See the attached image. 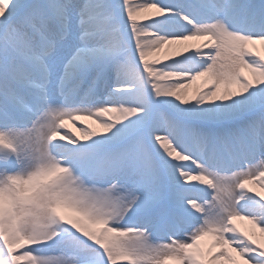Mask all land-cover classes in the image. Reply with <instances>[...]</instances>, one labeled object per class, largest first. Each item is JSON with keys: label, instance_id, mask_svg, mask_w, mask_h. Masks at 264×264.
<instances>
[{"label": "snow or ice", "instance_id": "snow-or-ice-1", "mask_svg": "<svg viewBox=\"0 0 264 264\" xmlns=\"http://www.w3.org/2000/svg\"><path fill=\"white\" fill-rule=\"evenodd\" d=\"M250 184L264 0H0V264H264Z\"/></svg>", "mask_w": 264, "mask_h": 264}, {"label": "bare ground", "instance_id": "bare-ground-1", "mask_svg": "<svg viewBox=\"0 0 264 264\" xmlns=\"http://www.w3.org/2000/svg\"><path fill=\"white\" fill-rule=\"evenodd\" d=\"M191 43L196 44L200 43V41H192ZM257 48L259 49V45H257ZM87 123L91 124V121H88ZM93 127H96V125H92ZM74 130V129H73ZM248 187H251L253 189V194L255 192H261V194H264V190L260 189L258 185L256 184H250ZM234 223L237 225V227L242 231V230H247L248 228H251V225L248 224L247 221L243 220H236Z\"/></svg>", "mask_w": 264, "mask_h": 264}, {"label": "rangeland", "instance_id": "rangeland-1", "mask_svg": "<svg viewBox=\"0 0 264 264\" xmlns=\"http://www.w3.org/2000/svg\"><path fill=\"white\" fill-rule=\"evenodd\" d=\"M251 228H248L247 230H242V231H249ZM257 236L259 237V233L257 232Z\"/></svg>", "mask_w": 264, "mask_h": 264}]
</instances>
